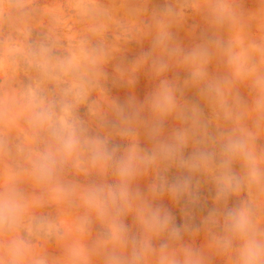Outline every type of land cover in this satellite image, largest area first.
<instances>
[{
  "label": "clouds",
  "instance_id": "clouds-1",
  "mask_svg": "<svg viewBox=\"0 0 264 264\" xmlns=\"http://www.w3.org/2000/svg\"><path fill=\"white\" fill-rule=\"evenodd\" d=\"M67 7L83 28L66 44L63 8L47 0H0V160L9 161L0 173V264H48L32 238L59 232V225L37 215L49 202L83 209L75 221L81 237L93 217L107 227L91 248L77 239L64 264H93V257L101 264H205L204 249L224 264H264V148L257 144L264 121V44L246 47L239 34L228 40L219 35L226 26L235 29L244 14L239 5L233 0H183L179 8L166 3L147 25L150 50L132 64L133 71L148 65L163 76L174 60L189 66L191 81L198 83L214 56H226L232 79L210 83L207 92L219 99L226 118L232 113L228 93L234 82L250 81L256 98L251 111L236 115L235 127L219 138L209 135L198 108L178 105L176 93L182 89L167 79L146 104L150 118L142 115L145 106L131 99L126 106L114 101L110 118L93 98L108 92L109 12L99 0H67ZM189 10L201 14L215 33L184 52L172 29L183 26ZM259 11L264 14V7ZM113 70L118 77L127 72L119 64ZM173 114L184 126L165 137L164 118ZM245 115L255 117L256 131L243 122ZM142 129L152 144L149 151L140 146ZM113 136L130 141L123 154L110 145ZM189 147L193 151L186 155ZM172 168L179 175L169 180L165 174ZM92 170H110L116 182L81 186L68 179L70 173L87 176ZM150 170L155 176L149 195L167 197L178 207L183 227L170 211L132 191V181ZM209 182L215 191L208 192L213 205L202 220L208 229L204 241L201 247L181 243L185 236L201 235L194 220L204 210ZM134 201L141 237L130 236L122 220ZM154 238L164 242L157 248Z\"/></svg>",
  "mask_w": 264,
  "mask_h": 264
},
{
  "label": "rangeland",
  "instance_id": "rangeland-1",
  "mask_svg": "<svg viewBox=\"0 0 264 264\" xmlns=\"http://www.w3.org/2000/svg\"><path fill=\"white\" fill-rule=\"evenodd\" d=\"M172 2L179 8V4L183 0H99L109 12V18H105V23L108 24V31L105 33L106 42L113 51V60L108 67L110 74L107 82V95L102 96L100 93H94L93 98L100 101L105 112L112 117L110 107L115 101L121 105L126 106L129 100H134L137 106H145L142 109V115L145 118H150L151 114L148 111L146 104L148 100L157 91L160 81L167 79L170 82L177 83L182 89V92H177V103L181 108H191L195 106L201 113L203 122L207 125V131L210 136L219 138L222 133L231 131L235 124L232 122L236 115L240 112H250L254 107L256 93L252 89L251 82L236 81L231 86L228 93V104L232 109L231 117H227V113L219 105V99L215 94H209L207 87L210 83H216L225 79H232V73L227 65V57L222 54H217L212 59V62L207 67V77L198 82L191 81V68L177 62L170 61L169 68L163 76H157L155 72L148 66H141L139 69L133 71L132 64L139 56L148 52L151 48V36L149 35L148 23L154 12L163 7L166 3ZM233 2L241 8L243 16L239 20L235 29H229L227 26L223 28L219 35L225 40H228L234 34H239L243 39L244 46L248 47L252 43L264 44V14L260 13V9L264 7L261 0H233ZM51 7L59 6L63 8L66 23L63 25L61 31L64 37V42L69 43L83 28L77 18L74 16L72 10L67 7V0H47ZM176 43L182 48L184 52L190 51L197 44L203 42L205 35H213L215 29L209 28L208 24L202 19L201 14L189 10L187 21L182 27H174L172 29ZM255 59L259 61V53H255ZM122 65L127 69L123 77H118L114 73L113 66ZM113 79H118L117 84H113ZM130 81H135L130 83ZM188 82V83H185ZM237 99L239 105H237ZM84 112V109H81ZM255 117L247 115L242 117L243 122L249 129L256 131L253 126ZM182 123L175 118V114L164 118L163 128L165 137L171 134L180 127ZM261 131L257 144L259 148H264V121L260 124ZM107 130L101 131V134H106ZM129 140L121 139L119 136H113L110 140V145H118V155L123 154L127 148ZM140 146L142 149L149 151L152 144L147 140L144 130H141ZM193 148L189 147L185 154L189 155ZM9 161L0 160V173L3 172L5 164ZM169 180L179 175L178 170L172 168L165 174ZM155 173L149 171L143 176H138L131 183L133 192L139 191L145 198L147 203L153 207H163L171 212L174 216L175 222L178 226L183 227V219L180 209L174 206L171 201L164 197L162 199H153L149 195V187L154 180ZM69 180L79 183L81 186H89L92 184H113L116 178L112 175L110 170L100 171L92 170L87 176L83 174L70 173ZM26 190L31 193L40 194L39 189H33L26 186ZM215 191L214 184L209 182L204 190V197L206 204L202 212L197 213L194 224L201 226V235L194 240L185 236L181 243L193 244L195 247H201L204 241V233L208 231L203 226V217L211 210L213 201L208 192ZM134 201V208L128 211L123 217V223L126 225L129 235L141 237L143 235L142 227L138 221V213ZM83 213V209L69 207L64 204H56L49 202L43 208L37 209V215H45L51 221L59 225V232L49 238L36 239L32 238V243L36 245L37 250L45 255L48 264H64L67 250L74 244L77 239L91 248L95 242L100 238L101 233L107 230L106 225L93 217V223L90 230L83 237L76 230V218ZM23 235V233H22ZM164 242V238H154L153 244L159 247V244ZM205 264H224L213 251L204 249ZM93 264H101L95 257H93Z\"/></svg>",
  "mask_w": 264,
  "mask_h": 264
}]
</instances>
